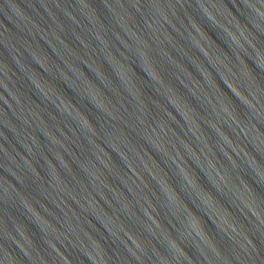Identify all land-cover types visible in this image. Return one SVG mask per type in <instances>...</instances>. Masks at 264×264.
<instances>
[{
    "label": "water",
    "instance_id": "water-1",
    "mask_svg": "<svg viewBox=\"0 0 264 264\" xmlns=\"http://www.w3.org/2000/svg\"><path fill=\"white\" fill-rule=\"evenodd\" d=\"M0 264H264V0H0Z\"/></svg>",
    "mask_w": 264,
    "mask_h": 264
}]
</instances>
